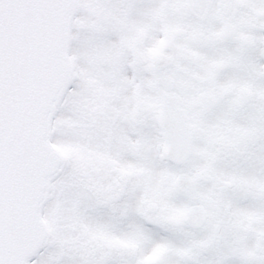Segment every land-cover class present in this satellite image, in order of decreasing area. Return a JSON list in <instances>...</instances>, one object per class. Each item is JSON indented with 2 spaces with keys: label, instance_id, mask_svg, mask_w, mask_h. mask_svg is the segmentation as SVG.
<instances>
[{
  "label": "snow or ice",
  "instance_id": "6c2138e0",
  "mask_svg": "<svg viewBox=\"0 0 264 264\" xmlns=\"http://www.w3.org/2000/svg\"><path fill=\"white\" fill-rule=\"evenodd\" d=\"M0 264H264V0H0Z\"/></svg>",
  "mask_w": 264,
  "mask_h": 264
}]
</instances>
